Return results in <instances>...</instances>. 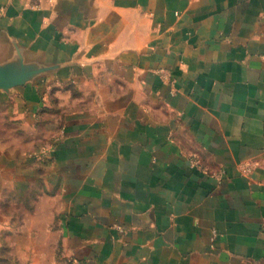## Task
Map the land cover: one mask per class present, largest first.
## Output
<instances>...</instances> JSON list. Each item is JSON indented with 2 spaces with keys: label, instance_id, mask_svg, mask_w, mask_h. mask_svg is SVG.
Listing matches in <instances>:
<instances>
[{
  "label": "crops",
  "instance_id": "obj_1",
  "mask_svg": "<svg viewBox=\"0 0 264 264\" xmlns=\"http://www.w3.org/2000/svg\"><path fill=\"white\" fill-rule=\"evenodd\" d=\"M22 85L72 108V264H264V0H0Z\"/></svg>",
  "mask_w": 264,
  "mask_h": 264
},
{
  "label": "rangeland",
  "instance_id": "obj_2",
  "mask_svg": "<svg viewBox=\"0 0 264 264\" xmlns=\"http://www.w3.org/2000/svg\"><path fill=\"white\" fill-rule=\"evenodd\" d=\"M47 98L32 107L26 85L0 87V264L73 263L64 220L70 193L55 165L72 108L55 90Z\"/></svg>",
  "mask_w": 264,
  "mask_h": 264
},
{
  "label": "built area",
  "instance_id": "obj_3",
  "mask_svg": "<svg viewBox=\"0 0 264 264\" xmlns=\"http://www.w3.org/2000/svg\"><path fill=\"white\" fill-rule=\"evenodd\" d=\"M247 172H248V173H251V172H252V170H251V169H247Z\"/></svg>",
  "mask_w": 264,
  "mask_h": 264
}]
</instances>
